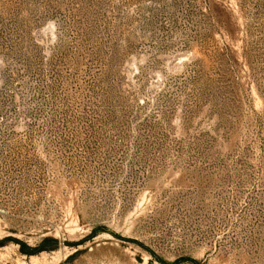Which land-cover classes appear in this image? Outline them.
Listing matches in <instances>:
<instances>
[{
	"label": "rangeland",
	"instance_id": "1",
	"mask_svg": "<svg viewBox=\"0 0 264 264\" xmlns=\"http://www.w3.org/2000/svg\"><path fill=\"white\" fill-rule=\"evenodd\" d=\"M0 264H264V0H0Z\"/></svg>",
	"mask_w": 264,
	"mask_h": 264
}]
</instances>
